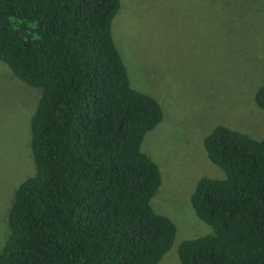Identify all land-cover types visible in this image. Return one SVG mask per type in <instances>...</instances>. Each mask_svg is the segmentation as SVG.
Returning <instances> with one entry per match:
<instances>
[{
  "label": "trees",
  "instance_id": "1",
  "mask_svg": "<svg viewBox=\"0 0 264 264\" xmlns=\"http://www.w3.org/2000/svg\"><path fill=\"white\" fill-rule=\"evenodd\" d=\"M121 0H0V61L42 95L31 122L34 176L16 190L0 264H158L175 223L142 150L164 119L131 86L112 25ZM264 110V84L255 94ZM226 177L191 201L210 235L182 242V264H264V137L219 125L205 137Z\"/></svg>",
  "mask_w": 264,
  "mask_h": 264
},
{
  "label": "rangeland",
  "instance_id": "2",
  "mask_svg": "<svg viewBox=\"0 0 264 264\" xmlns=\"http://www.w3.org/2000/svg\"><path fill=\"white\" fill-rule=\"evenodd\" d=\"M112 35L131 86L163 108L142 150L162 175L152 207L177 227L158 264H182V242L214 232L192 205L199 180L226 177L209 160L205 137L219 125L264 137L255 102L264 84V0H121ZM41 95L0 61V252L16 190L36 173L31 122Z\"/></svg>",
  "mask_w": 264,
  "mask_h": 264
}]
</instances>
